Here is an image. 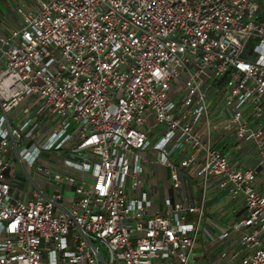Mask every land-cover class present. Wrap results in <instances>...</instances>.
<instances>
[{"label":"built area","instance_id":"1","mask_svg":"<svg viewBox=\"0 0 264 264\" xmlns=\"http://www.w3.org/2000/svg\"><path fill=\"white\" fill-rule=\"evenodd\" d=\"M22 1L0 264H264V0Z\"/></svg>","mask_w":264,"mask_h":264},{"label":"rangeland","instance_id":"2","mask_svg":"<svg viewBox=\"0 0 264 264\" xmlns=\"http://www.w3.org/2000/svg\"><path fill=\"white\" fill-rule=\"evenodd\" d=\"M8 1H9V4L11 5V4H18V3H20L22 0H8ZM22 2H23V1H22ZM6 12H7V9H6V7H4L2 1L0 0V13H6ZM16 163H17V162H16ZM16 163H14V164H16ZM14 166H15V165H14ZM263 180H264V175L261 176V179H259V180L257 181V183H261ZM214 201H215V198H214V197L208 198V199L206 200V206L212 204V202H214ZM219 205H220V204L213 205L212 207L207 208V211H208V212H213L214 210H217V209L219 208Z\"/></svg>","mask_w":264,"mask_h":264},{"label":"crops","instance_id":"3","mask_svg":"<svg viewBox=\"0 0 264 264\" xmlns=\"http://www.w3.org/2000/svg\"><path fill=\"white\" fill-rule=\"evenodd\" d=\"M1 1H2L4 7H6V9H9L8 0H1ZM0 14L2 15L3 13H0ZM226 148H227V147H226ZM259 179H261V177H260ZM259 179H258V180H259ZM214 198H215V197H214Z\"/></svg>","mask_w":264,"mask_h":264}]
</instances>
